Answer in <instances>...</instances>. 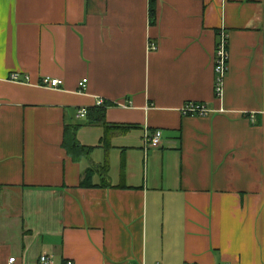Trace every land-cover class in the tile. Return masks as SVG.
<instances>
[{"label":"crops","instance_id":"obj_1","mask_svg":"<svg viewBox=\"0 0 264 264\" xmlns=\"http://www.w3.org/2000/svg\"><path fill=\"white\" fill-rule=\"evenodd\" d=\"M155 4L151 25L150 0H0V264H264V0ZM98 99L105 145L77 117Z\"/></svg>","mask_w":264,"mask_h":264},{"label":"built area","instance_id":"obj_2","mask_svg":"<svg viewBox=\"0 0 264 264\" xmlns=\"http://www.w3.org/2000/svg\"><path fill=\"white\" fill-rule=\"evenodd\" d=\"M151 48H155L152 44ZM229 35L225 30H221L218 32V41L216 46V54H215V95L217 98H221L224 92V81L229 72ZM10 81H19L18 74H12L9 78ZM87 79H84L80 83V91L87 87ZM62 85V81L58 79H52L49 77H45L42 79L41 86L45 88L57 89ZM105 102L103 99H98L97 106H104ZM1 111V109H0ZM181 113L184 116H199V117H207L212 111L208 109V107L204 103L197 102H188L186 103L182 109ZM88 115V109L82 108L79 110L77 117L80 119H85ZM161 133L156 132L153 135L149 133L146 136V147L148 148H158L161 145ZM16 262V258H11L9 263L14 264ZM41 264H51L50 260L47 256H43L41 258Z\"/></svg>","mask_w":264,"mask_h":264},{"label":"trees","instance_id":"obj_3","mask_svg":"<svg viewBox=\"0 0 264 264\" xmlns=\"http://www.w3.org/2000/svg\"><path fill=\"white\" fill-rule=\"evenodd\" d=\"M156 0H150V24L154 25L156 22ZM106 109L107 105L104 104L102 107H98L95 109H90L87 115V122L89 125H102L106 128V137L102 140V144L105 145L109 142V137L111 135L112 129H118L120 127H112L106 123ZM128 128V127H127ZM77 128L72 130L66 129L65 130V139H64V148L67 150L68 154L74 160H80L86 156H88L91 152V148H88L80 143L77 137ZM105 167H102L99 170H90L86 173L83 181L82 186H92L95 187L92 182L93 175L98 171H105ZM1 189V188H0Z\"/></svg>","mask_w":264,"mask_h":264}]
</instances>
